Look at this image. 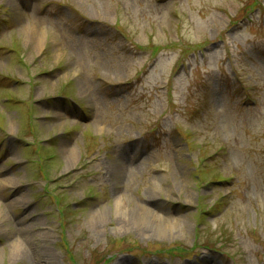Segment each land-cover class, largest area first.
Instances as JSON below:
<instances>
[{
    "label": "rangeland",
    "instance_id": "rangeland-1",
    "mask_svg": "<svg viewBox=\"0 0 264 264\" xmlns=\"http://www.w3.org/2000/svg\"><path fill=\"white\" fill-rule=\"evenodd\" d=\"M119 260L264 264V0H0V264Z\"/></svg>",
    "mask_w": 264,
    "mask_h": 264
},
{
    "label": "bare ground",
    "instance_id": "bare-ground-1",
    "mask_svg": "<svg viewBox=\"0 0 264 264\" xmlns=\"http://www.w3.org/2000/svg\"><path fill=\"white\" fill-rule=\"evenodd\" d=\"M73 156V149H71V151H70V154H69V156ZM71 158V157H70ZM127 170V171H126ZM121 171H123V172H125V176H127V177H129L130 175H132L133 174V171H129L128 169H127V167H124L123 169H121ZM124 196V194H122L121 195V197H123ZM118 200H120V197L118 196L117 198H116V201H118ZM155 214V215H158V213L156 212V211H153V210H150V211H146V210H144L142 213H136V219L134 220V222L136 223V224H142V223H147V224H156L157 225V223L159 222V226H162L161 224V221L162 220H160V218L159 217H157V218H153V217H149V216H147L148 214ZM163 226H166V224H164ZM157 228V227H156ZM127 262H124V261H122V260H119L118 262H117V264H126Z\"/></svg>",
    "mask_w": 264,
    "mask_h": 264
}]
</instances>
